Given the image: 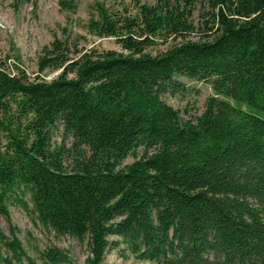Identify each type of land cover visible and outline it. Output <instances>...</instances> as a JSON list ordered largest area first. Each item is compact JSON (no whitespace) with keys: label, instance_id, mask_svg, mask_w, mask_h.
Returning <instances> with one entry per match:
<instances>
[{"label":"trees","instance_id":"trees-1","mask_svg":"<svg viewBox=\"0 0 264 264\" xmlns=\"http://www.w3.org/2000/svg\"><path fill=\"white\" fill-rule=\"evenodd\" d=\"M131 4L134 13L95 1L87 23L121 52L55 37L37 57L38 72L60 70L50 81L0 64V213L20 204L86 241L84 264H102L110 237L156 264H264V0ZM196 4L208 19L192 40ZM176 76L214 90L195 120L162 99L183 89ZM57 123L70 147L52 146ZM10 231H0V264H37ZM41 260L70 262L55 246Z\"/></svg>","mask_w":264,"mask_h":264},{"label":"rangeland","instance_id":"rangeland-1","mask_svg":"<svg viewBox=\"0 0 264 264\" xmlns=\"http://www.w3.org/2000/svg\"><path fill=\"white\" fill-rule=\"evenodd\" d=\"M101 1L109 9L121 10L125 5L134 13L131 0H0V64L10 73H16L15 66L23 69L30 79L36 77L50 81L60 70L38 72L37 57L41 49L49 45L55 37L68 39L71 49L86 52L113 50L121 52L120 45L113 37H97L87 29L88 20L94 15L91 5ZM147 4H155L156 0H143ZM203 8L196 4L192 14L195 31L187 39L197 40L204 34L205 21L201 16ZM206 11V8H204ZM179 39L176 40V42ZM173 39L157 40L146 52L156 54L164 51ZM76 56L72 54L71 57ZM174 80L183 84V89L174 93L167 92L162 96L165 103L179 112L183 120H195L204 108L206 100L214 95L209 82L176 76ZM221 97L220 95H218ZM52 146L64 144L70 147L72 138L63 132L60 123L52 131ZM143 149L137 148L125 158L123 164H129L142 155ZM32 208L30 193L25 191L21 196ZM8 217L0 213V231L10 236V227L19 240L26 254L41 264V255L49 247L55 246L68 254L67 264H84L88 254L86 241L80 242L67 235H56L54 231L44 227L29 211L20 204L8 203ZM111 241L102 264H156L136 259L121 243ZM6 254L4 248L1 249ZM17 264V263H14Z\"/></svg>","mask_w":264,"mask_h":264}]
</instances>
